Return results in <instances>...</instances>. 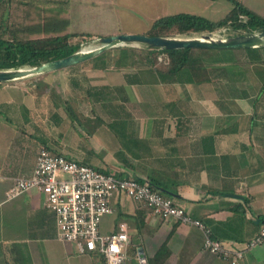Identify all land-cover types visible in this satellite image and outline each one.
<instances>
[{
	"label": "crops",
	"instance_id": "0c3cea01",
	"mask_svg": "<svg viewBox=\"0 0 264 264\" xmlns=\"http://www.w3.org/2000/svg\"><path fill=\"white\" fill-rule=\"evenodd\" d=\"M67 1L73 26L77 17L117 10L115 0ZM203 59V66L164 79L146 51L121 67L79 68L83 61L71 65L64 94L0 82V264H74L82 255L58 238L43 193L7 197L16 178L32 174L43 147L155 181L213 238L242 249L238 264H264V242L247 246L264 223V47L208 51ZM94 88L103 93L92 94ZM112 205L101 231L127 223V264H148L164 243V264H231L205 248V234L193 224L122 195Z\"/></svg>",
	"mask_w": 264,
	"mask_h": 264
},
{
	"label": "built area",
	"instance_id": "2783aa9c",
	"mask_svg": "<svg viewBox=\"0 0 264 264\" xmlns=\"http://www.w3.org/2000/svg\"><path fill=\"white\" fill-rule=\"evenodd\" d=\"M224 32L222 29L213 33L221 37ZM164 58L159 56L161 61ZM32 189L44 194L45 205L56 218L58 238L74 244L78 254H97L100 264H103V259L105 264H126L130 258L131 240L127 223H119L118 228L109 233L101 231L103 218L115 213L112 200L120 195L146 204L165 219L180 220L201 228L205 234V248L223 256L231 264H238L244 255L242 249L229 247L213 238L202 221L193 218L148 178L109 172L43 147L37 155L32 174L16 178L7 197L12 199ZM262 242L264 223L247 246Z\"/></svg>",
	"mask_w": 264,
	"mask_h": 264
},
{
	"label": "trees",
	"instance_id": "16d2710c",
	"mask_svg": "<svg viewBox=\"0 0 264 264\" xmlns=\"http://www.w3.org/2000/svg\"><path fill=\"white\" fill-rule=\"evenodd\" d=\"M67 0H0V69H19L38 66L44 62L69 56L79 50L80 44H73L72 32L48 29V7ZM233 4L227 15L217 21L192 13H176L156 19L146 35L163 37H191L225 29L226 36L252 34L264 30V16L246 6L242 0H228ZM243 16V17H241ZM120 46L106 50L91 58L94 68L107 69L111 65L121 67L135 62L146 51L153 69L164 79V75H176L183 70L204 65L203 54L219 49L182 48L161 49L145 44ZM249 54L260 48L245 49ZM163 55V61L159 56ZM42 83V82H41ZM38 86L47 89V84ZM104 88H94L92 94L103 93ZM124 173V172H123ZM122 175H125L123 174ZM142 179V178H140ZM157 186L156 182L151 180ZM160 185V184H158ZM129 248V252H130ZM132 251V249H131ZM170 251L164 243L148 264H164ZM105 264V260L102 261Z\"/></svg>",
	"mask_w": 264,
	"mask_h": 264
},
{
	"label": "rangeland",
	"instance_id": "374dc122",
	"mask_svg": "<svg viewBox=\"0 0 264 264\" xmlns=\"http://www.w3.org/2000/svg\"><path fill=\"white\" fill-rule=\"evenodd\" d=\"M242 2L264 16V0H242ZM109 7V4L104 5ZM116 12L109 14L107 11L97 13L98 17L91 18H76L77 23L73 26L71 21V9L68 3H58L48 7V30L62 32H74L77 36L71 38L73 44H80L81 49L89 50L101 46L98 38L105 37L108 33L127 34L145 32L150 29L145 28L148 25L149 18L154 15L156 19L159 17L176 13H194L205 16L211 20L217 21L224 18L232 9L233 4L228 0H115ZM104 12V13H103ZM155 19V20H156ZM78 31V32H75ZM83 31H95L102 34H84ZM116 35V34H115ZM221 37H227L226 33H221ZM140 44H129L128 46H136ZM90 60V59H88ZM85 60L79 68L89 67L88 64H93ZM87 62V63H86ZM74 67L68 66L60 68L48 73L31 75L21 79L13 80L12 83H22L28 86L30 91L44 90L38 86L45 83L48 85L46 91L49 94H64L66 84L64 80ZM56 76V77H53ZM60 81H62L60 83ZM35 85V86H33ZM32 86V87H31ZM54 92V93H53ZM66 124V123H65ZM64 124V127H65ZM127 197V196H126ZM125 198V195H122ZM133 201L132 198L127 197ZM135 201V200H134ZM129 260V259H128ZM74 264H100L101 259L97 254L93 256L82 254L73 257ZM128 261L126 262V264ZM130 264V263H129Z\"/></svg>",
	"mask_w": 264,
	"mask_h": 264
},
{
	"label": "water",
	"instance_id": "95a60500",
	"mask_svg": "<svg viewBox=\"0 0 264 264\" xmlns=\"http://www.w3.org/2000/svg\"><path fill=\"white\" fill-rule=\"evenodd\" d=\"M101 46L83 50L81 47L73 54L44 62L38 66L19 69H0V82H8L31 75L44 74L91 59L100 53L129 44H145L161 49L207 48V49H251L264 47V30L252 34L217 37L213 32L191 37H163L146 34H116L100 37ZM143 262L145 263L144 254Z\"/></svg>",
	"mask_w": 264,
	"mask_h": 264
}]
</instances>
